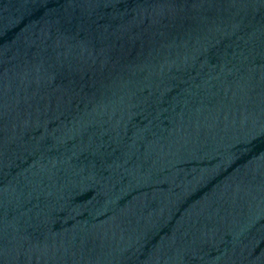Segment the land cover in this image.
<instances>
[{"label": "water", "instance_id": "obj_1", "mask_svg": "<svg viewBox=\"0 0 264 264\" xmlns=\"http://www.w3.org/2000/svg\"><path fill=\"white\" fill-rule=\"evenodd\" d=\"M0 264H264V0H0Z\"/></svg>", "mask_w": 264, "mask_h": 264}]
</instances>
